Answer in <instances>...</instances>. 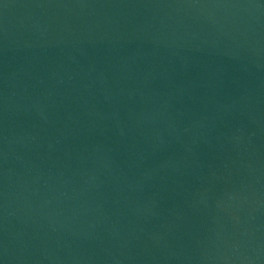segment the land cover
Listing matches in <instances>:
<instances>
[{
  "label": "water",
  "instance_id": "water-1",
  "mask_svg": "<svg viewBox=\"0 0 264 264\" xmlns=\"http://www.w3.org/2000/svg\"><path fill=\"white\" fill-rule=\"evenodd\" d=\"M0 264H264V0H0Z\"/></svg>",
  "mask_w": 264,
  "mask_h": 264
}]
</instances>
